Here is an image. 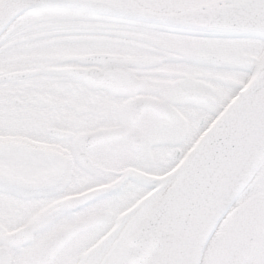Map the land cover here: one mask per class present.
Returning a JSON list of instances; mask_svg holds the SVG:
<instances>
[{
	"label": "snow or ice",
	"instance_id": "1",
	"mask_svg": "<svg viewBox=\"0 0 264 264\" xmlns=\"http://www.w3.org/2000/svg\"><path fill=\"white\" fill-rule=\"evenodd\" d=\"M0 264H264V0H0Z\"/></svg>",
	"mask_w": 264,
	"mask_h": 264
}]
</instances>
